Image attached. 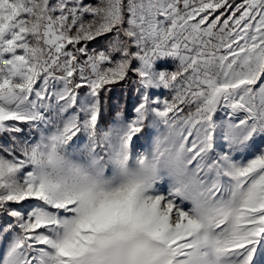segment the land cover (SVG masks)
I'll use <instances>...</instances> for the list:
<instances>
[{"label":"snow or ice","instance_id":"6c2138e0","mask_svg":"<svg viewBox=\"0 0 264 264\" xmlns=\"http://www.w3.org/2000/svg\"><path fill=\"white\" fill-rule=\"evenodd\" d=\"M4 237L0 264H264V0H0Z\"/></svg>","mask_w":264,"mask_h":264},{"label":"rangeland","instance_id":"374dc122","mask_svg":"<svg viewBox=\"0 0 264 264\" xmlns=\"http://www.w3.org/2000/svg\"><path fill=\"white\" fill-rule=\"evenodd\" d=\"M91 2L95 3V0H91ZM90 47H99L103 48V41H97L90 45ZM170 66V65H169ZM163 91L166 94V90H158ZM138 97L136 93L132 90L131 85L118 84L113 86L112 91L107 94L106 97V108L103 115V120L105 122L112 119L114 113L118 110H123L126 113L131 112L133 105L136 103ZM27 133H25L26 135ZM149 146V142L146 140H139L136 143L137 150L146 149ZM8 242V237H4L3 241L0 242V256H2L4 252V247Z\"/></svg>","mask_w":264,"mask_h":264}]
</instances>
